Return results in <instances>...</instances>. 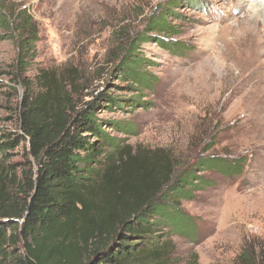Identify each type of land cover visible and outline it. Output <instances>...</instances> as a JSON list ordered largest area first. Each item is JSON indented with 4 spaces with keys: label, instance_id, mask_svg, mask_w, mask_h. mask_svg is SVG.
<instances>
[{
    "label": "rangeland",
    "instance_id": "374dc122",
    "mask_svg": "<svg viewBox=\"0 0 264 264\" xmlns=\"http://www.w3.org/2000/svg\"><path fill=\"white\" fill-rule=\"evenodd\" d=\"M259 3L264 0H0L15 21L27 10L35 29L23 49L17 33L0 26V143L12 142L0 153V170L17 180L34 164L18 116L24 95L36 97L48 84L54 107L66 111L99 97L101 130L144 165L164 162L176 174L208 157L239 164L232 175L198 173L211 183L182 200L196 230L191 238L171 235L176 251L170 264H189L195 255L200 264H233L251 243L264 259V84L259 107L241 99V77H226L204 92L211 63L233 65L222 55V42L255 18ZM159 15L176 33L154 31ZM139 37L149 41L137 43L136 53L154 75L144 89L122 67ZM261 37L256 42L264 59ZM234 71L244 75L241 68ZM104 95L119 104L106 109Z\"/></svg>",
    "mask_w": 264,
    "mask_h": 264
},
{
    "label": "trees",
    "instance_id": "16d2710c",
    "mask_svg": "<svg viewBox=\"0 0 264 264\" xmlns=\"http://www.w3.org/2000/svg\"><path fill=\"white\" fill-rule=\"evenodd\" d=\"M14 17L0 8V26L15 31L24 49L35 35L32 17L23 9L20 20ZM153 23L155 32L176 33L163 16ZM142 41L149 40L139 37L122 67L144 89L152 86L154 75L146 68L150 62L136 53ZM44 87L36 97L23 96L18 115L33 166L17 180L0 170V264H170L176 251L171 235L191 238L196 230L182 200L193 199L195 191L211 183L198 173L208 169L232 175L239 164L208 157L176 174L164 162L144 165L101 130L95 112L99 97L66 111L54 107V89ZM103 100L106 109L119 104L111 96ZM108 144L111 150L105 149ZM11 145L1 142L0 153ZM263 260L251 243L233 264ZM189 264H200L196 255Z\"/></svg>",
    "mask_w": 264,
    "mask_h": 264
},
{
    "label": "bare ground",
    "instance_id": "6f19581e",
    "mask_svg": "<svg viewBox=\"0 0 264 264\" xmlns=\"http://www.w3.org/2000/svg\"><path fill=\"white\" fill-rule=\"evenodd\" d=\"M255 6L259 7L254 16L255 18H247L241 32L233 35L229 41H223L226 34H222L220 39V42L223 41L221 51L225 52L222 55L226 58L225 61L230 60L233 65L221 66V64L217 68V65L214 66L211 63L206 68V89L204 92L217 89V81L226 77L233 81L241 77L245 82L236 86L237 89L244 92V96H241V99L251 103L253 106L257 104V107H259L263 106L261 95L263 94L262 85L264 84V59L258 49L256 39H260L262 38L261 35H264V19H262V15L264 16V4L259 3V5ZM220 33L216 39H219ZM225 42L227 44L224 47ZM234 67L241 68L244 75H235Z\"/></svg>",
    "mask_w": 264,
    "mask_h": 264
}]
</instances>
